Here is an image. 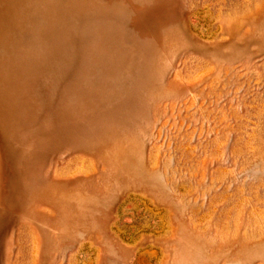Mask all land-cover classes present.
I'll list each match as a JSON object with an SVG mask.
<instances>
[{
  "label": "rangeland",
  "instance_id": "1",
  "mask_svg": "<svg viewBox=\"0 0 264 264\" xmlns=\"http://www.w3.org/2000/svg\"><path fill=\"white\" fill-rule=\"evenodd\" d=\"M0 264H264V0H0Z\"/></svg>",
  "mask_w": 264,
  "mask_h": 264
}]
</instances>
